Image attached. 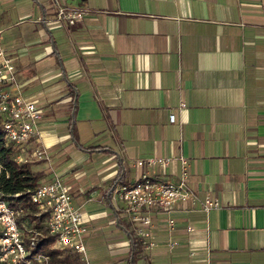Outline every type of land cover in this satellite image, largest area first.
Returning <instances> with one entry per match:
<instances>
[{
  "label": "crops",
  "instance_id": "obj_1",
  "mask_svg": "<svg viewBox=\"0 0 264 264\" xmlns=\"http://www.w3.org/2000/svg\"><path fill=\"white\" fill-rule=\"evenodd\" d=\"M58 1L83 19L57 21L54 0H0V41L11 90L44 116L15 157L68 184L91 264H132V236L134 264H264V0ZM151 159L171 161L137 165ZM182 159L199 201L151 210L142 238L118 184L179 182Z\"/></svg>",
  "mask_w": 264,
  "mask_h": 264
},
{
  "label": "built area",
  "instance_id": "obj_2",
  "mask_svg": "<svg viewBox=\"0 0 264 264\" xmlns=\"http://www.w3.org/2000/svg\"><path fill=\"white\" fill-rule=\"evenodd\" d=\"M57 21L74 26L83 19L85 12L62 6L54 0ZM0 31V36H1ZM15 66L11 57L2 48L0 41V127L4 133L5 144L15 151L25 150L26 147L38 141L39 125L44 116L42 109L33 101L23 96L17 90ZM185 106V105H183ZM175 115L170 116L174 123ZM36 159L47 158L46 151L37 147L34 151ZM18 163H24L21 157ZM170 159H151L139 161V167L152 168L157 165L166 167ZM183 177L179 182L151 178L144 174L133 184L120 183L116 188L119 199L124 203L128 216L141 223L138 233L142 238L150 236L153 220L151 210H170L178 202L197 204L198 197L188 186V162L182 159ZM37 206V215L47 214L44 228L56 240L52 248L73 250L80 255L79 264H91L87 255L84 236L88 232L82 212L73 205L72 194L68 184L62 178L55 177L43 182L31 196ZM201 204L205 210L219 208L221 203L216 198L207 196ZM23 210L16 209L4 198L0 186V264H64L52 262L49 255L36 252L40 241L44 238V229L28 226L23 220ZM174 219L169 220L173 227ZM146 246L148 244L145 242Z\"/></svg>",
  "mask_w": 264,
  "mask_h": 264
},
{
  "label": "trees",
  "instance_id": "obj_3",
  "mask_svg": "<svg viewBox=\"0 0 264 264\" xmlns=\"http://www.w3.org/2000/svg\"><path fill=\"white\" fill-rule=\"evenodd\" d=\"M16 151L13 147L5 144L4 133L0 127V186L9 203L16 209L23 210L22 218H31L35 226L43 229L46 213L38 216L37 206L32 201V194L40 186L41 179L44 177L42 172H34L31 165L18 163ZM132 235V232H131ZM133 253L131 255L132 264L139 258L142 252V243L139 239L132 236ZM56 236L44 229V238L40 241L34 253H44L49 255L51 261L64 264H79L80 255L73 250H60L52 248Z\"/></svg>",
  "mask_w": 264,
  "mask_h": 264
},
{
  "label": "rangeland",
  "instance_id": "obj_4",
  "mask_svg": "<svg viewBox=\"0 0 264 264\" xmlns=\"http://www.w3.org/2000/svg\"><path fill=\"white\" fill-rule=\"evenodd\" d=\"M6 35H7V32L3 35L2 38L4 39V38L6 37ZM28 158H29L30 160L33 159L31 154H29ZM29 159H28V160H29ZM28 163L31 165V168H32V170H33L34 172L41 171V168H40L39 162H37V163H31V162H28ZM46 177H47V175L44 174V177L41 179V183H43V182H45V181L48 180ZM21 220H23L26 224H28V226H33V225H35V222H33V221L31 220V218H28V217H27V218H21ZM43 229H45L44 226H43Z\"/></svg>",
  "mask_w": 264,
  "mask_h": 264
}]
</instances>
